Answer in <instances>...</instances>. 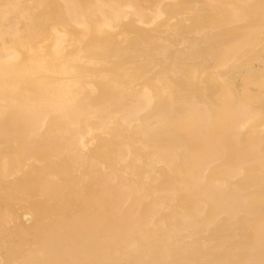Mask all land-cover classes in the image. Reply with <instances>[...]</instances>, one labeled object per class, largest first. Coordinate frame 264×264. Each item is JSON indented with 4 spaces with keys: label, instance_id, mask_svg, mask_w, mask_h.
<instances>
[{
    "label": "bare ground",
    "instance_id": "bare-ground-1",
    "mask_svg": "<svg viewBox=\"0 0 264 264\" xmlns=\"http://www.w3.org/2000/svg\"><path fill=\"white\" fill-rule=\"evenodd\" d=\"M0 264H264V0H0Z\"/></svg>",
    "mask_w": 264,
    "mask_h": 264
}]
</instances>
